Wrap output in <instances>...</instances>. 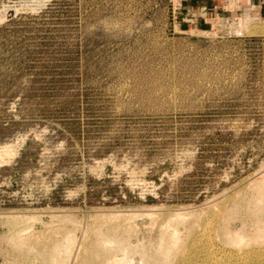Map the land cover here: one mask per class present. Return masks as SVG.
<instances>
[{
  "label": "rangeland",
  "instance_id": "rangeland-1",
  "mask_svg": "<svg viewBox=\"0 0 264 264\" xmlns=\"http://www.w3.org/2000/svg\"><path fill=\"white\" fill-rule=\"evenodd\" d=\"M195 1L0 0V264H264V18Z\"/></svg>",
  "mask_w": 264,
  "mask_h": 264
},
{
  "label": "crops",
  "instance_id": "crops-1",
  "mask_svg": "<svg viewBox=\"0 0 264 264\" xmlns=\"http://www.w3.org/2000/svg\"><path fill=\"white\" fill-rule=\"evenodd\" d=\"M195 2H197V6H199V7H195V9H197V8L202 9L206 6L208 8L209 7L216 8V7L222 6V4H223L221 0H197ZM194 5H196V3ZM228 5H232V4L229 3ZM237 5L246 6V7H248L247 8L248 10H252V11H254L255 14L264 18V0H242V2H240V4H237ZM234 9H236V8H234ZM234 9H233V11H235ZM230 11H232V10H230Z\"/></svg>",
  "mask_w": 264,
  "mask_h": 264
}]
</instances>
